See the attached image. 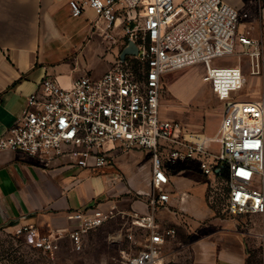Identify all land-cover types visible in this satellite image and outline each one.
Returning <instances> with one entry per match:
<instances>
[{
    "label": "built area",
    "instance_id": "2783aa9c",
    "mask_svg": "<svg viewBox=\"0 0 264 264\" xmlns=\"http://www.w3.org/2000/svg\"><path fill=\"white\" fill-rule=\"evenodd\" d=\"M69 5L74 16L88 6L109 25L121 20L137 53L118 58L101 77L83 75L69 87L45 76L28 96L22 115L0 135V150L89 169L110 166L113 153L148 151V212H131L132 225L147 234L128 264H154L163 245L176 235L174 226L160 224L157 213L177 196L168 186L171 175L184 168L206 176L212 188L225 181L227 216L237 221L241 232H261L257 225L264 216V104L238 98L245 83L240 67H216L212 60L246 55L252 73H258L256 67L264 59V26L258 38L240 32L250 14L224 0H70ZM197 63L205 65L203 79L225 103L213 137L160 115L166 72ZM216 194L212 192L211 199ZM113 211L73 212L78 224L64 234H42L31 225L16 233L51 254L64 236L80 249L84 234L114 217Z\"/></svg>",
    "mask_w": 264,
    "mask_h": 264
},
{
    "label": "crops",
    "instance_id": "0c3cea01",
    "mask_svg": "<svg viewBox=\"0 0 264 264\" xmlns=\"http://www.w3.org/2000/svg\"><path fill=\"white\" fill-rule=\"evenodd\" d=\"M69 1L0 0V135L22 115L28 96L45 76L57 78L65 87L83 75L99 78L129 42L121 20L109 25L88 6L74 16ZM224 1L249 12L239 31L260 37L264 0ZM237 59L233 66L240 67L245 78L242 89L255 91L249 99L264 104V59L255 74L248 56ZM201 99L205 106L210 102L207 95ZM163 103L162 95L160 115L162 108L171 106L173 113L168 119L180 121L189 130L204 131L209 137L217 134L224 110L218 113L215 129L207 132L205 110L192 105L187 109L179 100ZM130 152L113 153L110 166L89 169L46 156L0 150V238L27 225L44 234H64L77 226L72 217L77 211L113 209L114 217L125 211L148 212L150 153ZM197 179L209 182L206 176L186 168L171 175L168 188L178 197L173 196L170 205L158 210L157 218L171 223L177 233L163 245L154 264L172 263L184 241L190 249V264H264V216L257 225L261 232H241L237 221L219 212L208 199L203 184L197 192L191 191Z\"/></svg>",
    "mask_w": 264,
    "mask_h": 264
},
{
    "label": "rangeland",
    "instance_id": "374dc122",
    "mask_svg": "<svg viewBox=\"0 0 264 264\" xmlns=\"http://www.w3.org/2000/svg\"><path fill=\"white\" fill-rule=\"evenodd\" d=\"M238 61L237 56H222L214 58L212 65L231 67ZM194 65L166 72L168 75L163 79V104L168 105L172 101L179 100L183 105H186L187 109L192 105V107H200L201 112L205 110V131L209 132V130L215 129L218 113L224 110L225 103L219 100L214 93L212 83L202 78L206 74V67ZM205 95L210 101L207 106L201 101ZM253 95H255V91L247 88L238 93V98L249 99ZM172 109L171 106L162 108L161 117L171 118ZM175 109L183 110L179 107ZM212 147L215 151L218 149L215 143L212 144ZM130 153L129 151L128 154ZM128 154L125 156L127 157ZM212 179L214 178L212 177ZM195 184V188L191 191L197 192L203 184V192H207L208 199H211L212 192H217V196L215 195V199L212 200L217 205V210L227 215L223 198L227 190L225 181L220 180L215 188H212L206 179H197ZM132 219L131 213L126 211L108 219L103 225L84 234L80 249L74 246L69 237H61L59 238V249L55 254L27 243L24 235H19L16 232L5 233L0 238V264H128L129 257L141 247L140 239L147 234L143 228L133 226ZM158 220L162 226H173L165 220L159 218ZM131 233L133 237H130ZM189 259L190 249L188 242L184 241L180 245L179 251H175L170 264H190L188 263Z\"/></svg>",
    "mask_w": 264,
    "mask_h": 264
},
{
    "label": "water",
    "instance_id": "95a60500",
    "mask_svg": "<svg viewBox=\"0 0 264 264\" xmlns=\"http://www.w3.org/2000/svg\"><path fill=\"white\" fill-rule=\"evenodd\" d=\"M135 53H137V47L133 41H129V43L123 48L120 58L123 59L125 55Z\"/></svg>",
    "mask_w": 264,
    "mask_h": 264
}]
</instances>
